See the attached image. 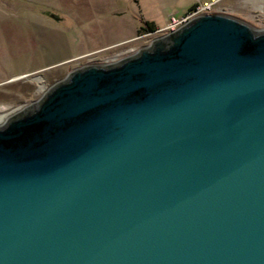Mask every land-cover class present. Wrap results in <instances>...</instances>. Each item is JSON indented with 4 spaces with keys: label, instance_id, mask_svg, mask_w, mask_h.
<instances>
[{
    "label": "water",
    "instance_id": "water-1",
    "mask_svg": "<svg viewBox=\"0 0 264 264\" xmlns=\"http://www.w3.org/2000/svg\"><path fill=\"white\" fill-rule=\"evenodd\" d=\"M0 264H264V29L200 13L1 123Z\"/></svg>",
    "mask_w": 264,
    "mask_h": 264
},
{
    "label": "rangeland",
    "instance_id": "rangeland-1",
    "mask_svg": "<svg viewBox=\"0 0 264 264\" xmlns=\"http://www.w3.org/2000/svg\"><path fill=\"white\" fill-rule=\"evenodd\" d=\"M192 5L264 29V0H0V122L73 69L122 59L177 29ZM146 20L157 29L140 31Z\"/></svg>",
    "mask_w": 264,
    "mask_h": 264
},
{
    "label": "trees",
    "instance_id": "trees-1",
    "mask_svg": "<svg viewBox=\"0 0 264 264\" xmlns=\"http://www.w3.org/2000/svg\"><path fill=\"white\" fill-rule=\"evenodd\" d=\"M194 5H192L189 8V11H191L192 9H194ZM157 29L156 25L154 24L153 21H145V25L141 27L140 31H155Z\"/></svg>",
    "mask_w": 264,
    "mask_h": 264
},
{
    "label": "built area",
    "instance_id": "built-area-1",
    "mask_svg": "<svg viewBox=\"0 0 264 264\" xmlns=\"http://www.w3.org/2000/svg\"><path fill=\"white\" fill-rule=\"evenodd\" d=\"M203 10V8H198V9H194L190 12V14L188 15V17L178 21V25L180 26L181 24H183L184 22H186L187 20H189V18L191 19L192 17H194L195 15H198L201 11ZM171 30H174L176 28H170Z\"/></svg>",
    "mask_w": 264,
    "mask_h": 264
},
{
    "label": "crops",
    "instance_id": "crops-1",
    "mask_svg": "<svg viewBox=\"0 0 264 264\" xmlns=\"http://www.w3.org/2000/svg\"><path fill=\"white\" fill-rule=\"evenodd\" d=\"M133 31H134V30H133ZM133 33H134V32H131V38H132ZM120 41H121V40H120ZM120 41H119V42H120Z\"/></svg>",
    "mask_w": 264,
    "mask_h": 264
},
{
    "label": "bare ground",
    "instance_id": "bare-ground-1",
    "mask_svg": "<svg viewBox=\"0 0 264 264\" xmlns=\"http://www.w3.org/2000/svg\"><path fill=\"white\" fill-rule=\"evenodd\" d=\"M2 117H3V116H2V115H0V120L2 119ZM0 124H1V122H0Z\"/></svg>",
    "mask_w": 264,
    "mask_h": 264
}]
</instances>
